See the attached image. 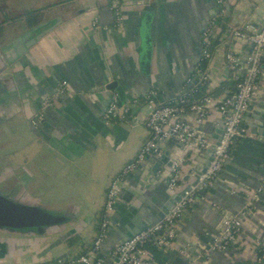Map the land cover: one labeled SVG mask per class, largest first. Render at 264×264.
I'll return each instance as SVG.
<instances>
[{
	"label": "crops",
	"instance_id": "0c3cea01",
	"mask_svg": "<svg viewBox=\"0 0 264 264\" xmlns=\"http://www.w3.org/2000/svg\"><path fill=\"white\" fill-rule=\"evenodd\" d=\"M215 2L46 0L32 8L51 6L35 27L20 20L0 24L3 192L65 220L40 236L0 231V240L7 243L0 249V264H52L90 248L111 178L134 159L148 136L147 91L157 89L158 101L166 102L191 89L193 84L187 81L201 63L202 31L215 13ZM114 4L123 16L119 28L114 27ZM1 6L5 9L0 21L27 11L12 0ZM263 23L264 0H228L212 40L211 58L203 68L209 88L219 87V93L205 106L204 122L196 124L213 141L222 128L216 107L222 96L234 90L237 76L228 69L225 54L232 52L243 65L250 50L249 43L233 38L232 31L246 25L257 30ZM147 42L145 64L141 47ZM61 82L67 83L66 94L42 110V98L54 93ZM111 93L129 111L124 119L106 124L102 115ZM40 111L43 118L33 127L31 120ZM186 119L195 123L190 112ZM241 125L247 135L233 143L212 184L183 210L175 249L166 252L146 246L150 264H264L257 261L256 246H264V58ZM177 157L184 159L179 188L192 184L194 171L207 161L206 152L184 150L173 141L160 157L145 158L122 187L105 248L120 242L124 230L159 222L160 208L173 195L167 188L168 170ZM135 194L138 197L131 199ZM227 216L240 220L239 242L224 252L205 255Z\"/></svg>",
	"mask_w": 264,
	"mask_h": 264
},
{
	"label": "built area",
	"instance_id": "2783aa9c",
	"mask_svg": "<svg viewBox=\"0 0 264 264\" xmlns=\"http://www.w3.org/2000/svg\"><path fill=\"white\" fill-rule=\"evenodd\" d=\"M227 2L228 0H216L215 13L202 31L201 63L198 64L192 78L187 81L193 84L191 89L195 85L204 86L209 82L208 74L205 73L201 64L211 58L210 45L218 23L226 14ZM113 11L114 27L119 28L123 21L120 6L114 4ZM93 27L98 28L96 24H93ZM103 30H107V28L104 27ZM232 36L249 43L250 50L243 65H240L238 58L232 52L225 54L228 69L234 71L237 76L234 90L222 96L216 107L222 120L221 134L217 144L213 145L212 139L196 128V124H201L206 119L205 106L211 103L212 97H205L199 104L187 105L184 94H177L166 102H159L158 97L161 93L155 88L149 89L144 100L148 109L145 123L148 136L134 159L124 164L120 171L111 178L105 194L102 219L90 248L83 254L59 260L53 264H150L147 260L146 246L152 245L166 252L175 249V231L183 210L195 201L198 192L212 184L228 160L233 143L247 135V130L241 125V122L256 91L262 71L264 23L257 30H251L247 25L234 29ZM67 91V83L61 82L54 93L42 98V110L51 107ZM128 111L127 105H120L118 95L111 93L102 118L106 124H111L116 119H124ZM189 112L195 116L194 124L186 119ZM42 118L43 112L40 111L31 120V125L36 127ZM169 141L179 144L184 150L207 152L212 148L208 165L198 176L196 183L188 186L179 199L173 203L162 220L130 238L105 248L104 243L108 236L111 214L120 202L121 190L127 177L136 171L146 157H160ZM183 164V157H177L169 167L167 188L171 193L180 187ZM240 233V221L236 217L225 218L222 221L221 230L212 237L205 250V255H209L211 252H224L232 248L239 242ZM256 246L258 247L257 261L264 263V246L257 244ZM180 252L184 254L185 251L180 250ZM188 264L193 263L189 262Z\"/></svg>",
	"mask_w": 264,
	"mask_h": 264
},
{
	"label": "water",
	"instance_id": "95a60500",
	"mask_svg": "<svg viewBox=\"0 0 264 264\" xmlns=\"http://www.w3.org/2000/svg\"><path fill=\"white\" fill-rule=\"evenodd\" d=\"M149 42H147L143 47H141V59L142 62L148 64L149 60ZM110 88L114 84H110ZM192 85L190 86V88ZM221 134V133H220ZM219 137L217 138V140ZM217 140L213 141V145L217 144ZM212 148L209 149L207 154V161L205 162V167L194 171V180L192 184L194 185L198 179V176L204 171L209 163ZM147 158V157H146ZM151 160L155 159V156H149ZM1 175V172H0ZM189 185H184L182 188L176 190L164 207L160 208V212L157 214V220L160 221L167 214L168 210L171 208L174 202H176L180 195L188 188ZM138 197L137 194L132 195V198ZM137 199V198H136ZM228 217V216H227ZM225 217V218H227ZM224 218V219H225ZM223 219V220H224ZM239 220V219H238ZM65 220L52 216L51 214L44 213L40 208L34 206H28L10 193H4L2 188V183L0 179V231L2 232H24L25 234L31 233L38 236L43 235L47 227H52L53 230L58 224L63 223ZM240 221V220H239ZM153 223L149 222L144 227L130 228L128 231L124 230L123 234L120 236V241L130 238L132 235L138 233L139 231L149 228ZM55 228L54 230H56ZM7 243L0 240V249L5 248ZM52 247V245H51ZM62 258V257H60Z\"/></svg>",
	"mask_w": 264,
	"mask_h": 264
},
{
	"label": "trees",
	"instance_id": "16d2710c",
	"mask_svg": "<svg viewBox=\"0 0 264 264\" xmlns=\"http://www.w3.org/2000/svg\"><path fill=\"white\" fill-rule=\"evenodd\" d=\"M58 3H60V2H58ZM50 7L51 6H46L43 8H36V9H30L27 11H23V12L15 14V15H13V14L12 15H6V16H4L3 20L0 21V24L10 22V21L20 20L28 28L35 27L36 25H38L39 23L42 22L44 16L46 15V13ZM3 9H5L4 6H1L0 11H2ZM212 42L210 45V49L214 43V42L213 43ZM204 63L205 62H203L201 64L202 68H204ZM235 83H236V80H235ZM219 89H220L219 87L215 88V89L209 88L208 84H206L204 86L195 85L192 89H190L188 92H186L184 94L187 105L199 104L203 101V99L205 97H212V98L216 97V95L219 93ZM54 263H56V262H54Z\"/></svg>",
	"mask_w": 264,
	"mask_h": 264
},
{
	"label": "rangeland",
	"instance_id": "374dc122",
	"mask_svg": "<svg viewBox=\"0 0 264 264\" xmlns=\"http://www.w3.org/2000/svg\"><path fill=\"white\" fill-rule=\"evenodd\" d=\"M5 0H0V4L3 3ZM44 1L46 0H12V3H14V5L17 4H21L23 5V7H25L26 10L35 8L39 5H41L42 3H44Z\"/></svg>",
	"mask_w": 264,
	"mask_h": 264
}]
</instances>
